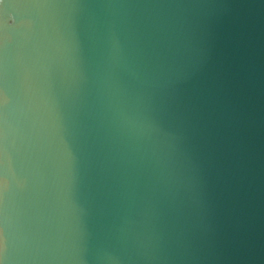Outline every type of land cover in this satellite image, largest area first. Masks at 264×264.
<instances>
[{
	"label": "water",
	"instance_id": "1",
	"mask_svg": "<svg viewBox=\"0 0 264 264\" xmlns=\"http://www.w3.org/2000/svg\"><path fill=\"white\" fill-rule=\"evenodd\" d=\"M0 264H264V0H0Z\"/></svg>",
	"mask_w": 264,
	"mask_h": 264
}]
</instances>
